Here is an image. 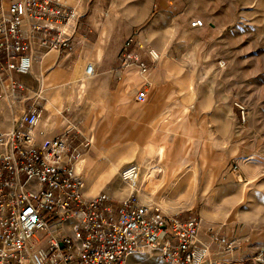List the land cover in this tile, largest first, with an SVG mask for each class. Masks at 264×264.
I'll return each mask as SVG.
<instances>
[{"label": "built area", "instance_id": "1", "mask_svg": "<svg viewBox=\"0 0 264 264\" xmlns=\"http://www.w3.org/2000/svg\"><path fill=\"white\" fill-rule=\"evenodd\" d=\"M8 12L0 16V96L8 71H31L34 46L41 52L70 49L79 25L74 7L53 0H15ZM52 20L62 26L55 27ZM190 26L201 29L206 21L195 17ZM133 41L126 39L123 61L136 62L146 72L149 65L134 51ZM147 54L152 62L160 57L152 47ZM86 73H95L92 63ZM17 87L13 81L12 88ZM146 97L144 89L136 94L137 100ZM237 105L246 122L247 107ZM42 111L36 103L14 128L0 129V264H126L130 254L146 250L167 264H264V242L205 226L200 214H168L142 201V167L136 162L120 173L130 188L125 197L105 192L86 196L81 173L65 160L69 134L38 141ZM233 168H239L238 162Z\"/></svg>", "mask_w": 264, "mask_h": 264}, {"label": "crops", "instance_id": "2", "mask_svg": "<svg viewBox=\"0 0 264 264\" xmlns=\"http://www.w3.org/2000/svg\"><path fill=\"white\" fill-rule=\"evenodd\" d=\"M13 1L0 0V16L9 15V5ZM169 2L146 0L143 7L147 13L141 16L137 13V5L131 0L125 13L115 12L117 3L114 0L113 23L108 25H105L108 18L104 20V12H96L90 17L87 12H78L79 25L70 49L53 48L41 52L34 46L35 56L30 72H7L1 83L0 129L14 128L16 119L30 106L40 104L43 111L36 128L38 141L62 133L69 134L65 160H69L75 168L84 164L78 172L85 183L92 180L107 181L113 175L112 166L116 167L114 162L95 160L90 150H85L90 145L92 149L95 147L103 152L118 133L125 134L133 150L140 152L138 156L144 164L137 163L144 167L153 162L149 160L150 155L164 140L172 143V148L177 152L176 155L173 153L176 159H180L183 150L192 145V156L199 165H218L220 169L232 160L234 149L248 152L249 135L245 129L238 128L239 118L232 110L218 107L216 93L210 87L206 99V91L201 89L200 83H194L190 68L187 70L179 61L163 60L156 63L147 57L149 68L141 72L136 62L123 61L124 43L129 37L134 39V51L143 50L146 53L147 35L137 33L135 28L149 15L155 14L154 11L158 14L153 19L154 24L172 22V15L162 13ZM102 8L105 10V6ZM121 15L125 18L123 21ZM49 22L55 27L62 26L59 20ZM166 27L164 30L168 34L169 28ZM25 31H29V26H25ZM93 32L94 36L98 35L94 37ZM95 57L97 60L91 62ZM89 63L94 65L93 75L86 73ZM13 81L18 83L16 89L12 88ZM83 82L86 85L82 89L80 84ZM140 89L147 92L144 100L136 99ZM147 142L154 144L150 153L145 148ZM74 150L75 157L72 156ZM162 163L156 161L155 165ZM147 182L141 179L140 190L144 191L145 188L147 191L150 188ZM103 187L100 193H116L112 187ZM15 189L21 188L16 186ZM92 194L87 190V196ZM216 210L214 206L212 209L204 208L202 219L206 223L210 222L209 215H213ZM41 245L46 246L47 240L43 239ZM131 263L134 261L131 260Z\"/></svg>", "mask_w": 264, "mask_h": 264}, {"label": "rangeland", "instance_id": "3", "mask_svg": "<svg viewBox=\"0 0 264 264\" xmlns=\"http://www.w3.org/2000/svg\"><path fill=\"white\" fill-rule=\"evenodd\" d=\"M66 3L77 12H87L88 17L96 12H104L105 25L112 24V3L114 0H53ZM137 5V13L143 16L146 0H131ZM169 6L162 13L172 15V22H155V14L149 15L136 26L135 31L145 33L146 53L137 54L146 60L147 49L159 51L156 63L163 60L179 61L190 68L194 83H200L208 98L209 87L216 93L218 107L232 110L239 118V129H245L249 135L248 152L233 151L232 160L223 167L199 165L193 156L171 179H168L164 163L143 165L142 177L149 172L150 188L141 193L142 201L159 206L165 213L181 212L200 214L204 208H217L203 225L211 223L221 231L259 244L264 242V0H169ZM115 12L125 13L130 0H115ZM176 3L178 4L176 7ZM105 6V10H103ZM99 8V9H98ZM121 8V10H119ZM158 9V7H157ZM150 10V8H149ZM202 17L206 26L201 29L190 26L191 19ZM125 18L121 15V21ZM110 20V21H109ZM153 25V26H152ZM169 31L166 34L165 28ZM111 29V28H110ZM96 32V30H95ZM106 32V30H105ZM95 35L94 32L92 33ZM98 35V33H97ZM96 35V36H97ZM94 36V37H96ZM112 54H110L111 56ZM99 56V53L98 55ZM77 59V57H73ZM97 57L92 59L95 62ZM224 64V65H222ZM237 103L247 107L246 122L240 119ZM239 132V131H238ZM110 140L103 152L90 150L94 159L114 162L113 175L107 181H86L89 197L100 193L101 187H112L116 193L109 194L119 199L129 193L130 188L121 180V170L131 162L142 163L140 152L126 139L125 134H117ZM90 147V148H89ZM245 149V148H244ZM187 151V150H186ZM185 151V152H186ZM248 155L247 157L244 155ZM154 157H150L153 159ZM247 158V159H246ZM196 161L193 163V161ZM191 162V164H186ZM238 162L239 168L233 165ZM233 163V164H231ZM232 165V166H231ZM84 164L78 168L81 171ZM160 170H163L160 172ZM155 179V180H154ZM188 179V180H186ZM251 187V189H248ZM247 189L249 190L247 193ZM87 196V195H86ZM261 209V210H260ZM210 223V224H209ZM131 260L134 263H131ZM126 264H167L154 252H134L127 258Z\"/></svg>", "mask_w": 264, "mask_h": 264}, {"label": "bare ground", "instance_id": "4", "mask_svg": "<svg viewBox=\"0 0 264 264\" xmlns=\"http://www.w3.org/2000/svg\"><path fill=\"white\" fill-rule=\"evenodd\" d=\"M222 65H224V64H222ZM80 85H81V87L83 89L86 84L83 82ZM153 146H154V144H152L151 142H147V144L145 145V148H146L147 152L150 153L152 148H153ZM172 146H173L172 143L169 144L167 141L164 140V142L162 144H160L155 149V152L152 155H150L151 158L154 157L153 159H151V161H156L157 160V161H161V162H163L165 164V166H166L165 172L167 174L168 179H171L179 171H181L182 166L187 161V158L191 157L192 154H193V146L191 145L190 147H186L183 150V155L181 156L180 159H176L173 156V153L176 155L177 152L172 148ZM142 178L147 182L150 179V173L146 172L145 175ZM139 186H140V184H139Z\"/></svg>", "mask_w": 264, "mask_h": 264}]
</instances>
